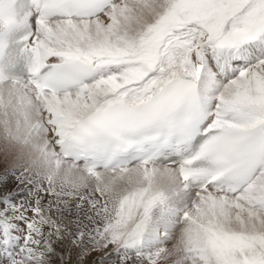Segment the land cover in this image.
Here are the masks:
<instances>
[{"label":"snow or ice","instance_id":"obj_1","mask_svg":"<svg viewBox=\"0 0 264 264\" xmlns=\"http://www.w3.org/2000/svg\"><path fill=\"white\" fill-rule=\"evenodd\" d=\"M0 157V264H264V0H0Z\"/></svg>","mask_w":264,"mask_h":264},{"label":"rangeland","instance_id":"obj_2","mask_svg":"<svg viewBox=\"0 0 264 264\" xmlns=\"http://www.w3.org/2000/svg\"><path fill=\"white\" fill-rule=\"evenodd\" d=\"M7 166H8V165L5 164V163H3V162H2V159H0V172H2L3 169H4L5 167H7Z\"/></svg>","mask_w":264,"mask_h":264},{"label":"bare ground","instance_id":"obj_3","mask_svg":"<svg viewBox=\"0 0 264 264\" xmlns=\"http://www.w3.org/2000/svg\"><path fill=\"white\" fill-rule=\"evenodd\" d=\"M0 159H2V157H0ZM9 188L13 187V184L10 182L8 185Z\"/></svg>","mask_w":264,"mask_h":264}]
</instances>
